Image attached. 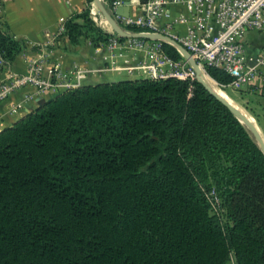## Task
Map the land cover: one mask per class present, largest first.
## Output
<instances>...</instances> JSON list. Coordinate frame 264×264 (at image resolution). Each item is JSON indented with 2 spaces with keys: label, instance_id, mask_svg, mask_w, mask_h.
<instances>
[{
  "label": "trees",
  "instance_id": "trees-1",
  "mask_svg": "<svg viewBox=\"0 0 264 264\" xmlns=\"http://www.w3.org/2000/svg\"><path fill=\"white\" fill-rule=\"evenodd\" d=\"M64 28L74 45L109 38L89 8ZM25 49L0 13L4 66ZM205 71L218 84L232 79ZM231 260L264 264V153L201 82L119 78L67 88L0 130V264Z\"/></svg>",
  "mask_w": 264,
  "mask_h": 264
},
{
  "label": "built area",
  "instance_id": "built-area-1",
  "mask_svg": "<svg viewBox=\"0 0 264 264\" xmlns=\"http://www.w3.org/2000/svg\"><path fill=\"white\" fill-rule=\"evenodd\" d=\"M104 3L109 14L125 32L167 35L191 54L205 76L209 77L205 66H212L232 77L228 84L220 86L232 85L237 89L264 94V43L259 47L251 43L253 33L264 39V0H130L128 15L116 11L124 5V0ZM172 6H178L181 10L173 12ZM89 10L95 17L103 16L93 1ZM131 27L141 30L133 31ZM64 30L61 24L43 46L56 47L57 37L62 36ZM161 43L160 40L112 35L104 44L106 56L112 63L103 69H88L74 64V69L66 72L59 60L50 65L31 61L23 75L7 73L11 83L2 87L0 98L25 83H30L36 90L79 87L86 73L102 70L123 71L130 76L153 80L168 77L196 80V73L187 60L183 57L172 59L163 52ZM117 58L121 59V64H117ZM2 63L0 57V65ZM54 75L63 81L51 83L48 79ZM67 75L73 76V82L63 78ZM32 97L33 94H28L24 100ZM24 100L14 103L12 111L22 107ZM209 195L214 204L218 203L213 191Z\"/></svg>",
  "mask_w": 264,
  "mask_h": 264
},
{
  "label": "crops",
  "instance_id": "crops-1",
  "mask_svg": "<svg viewBox=\"0 0 264 264\" xmlns=\"http://www.w3.org/2000/svg\"><path fill=\"white\" fill-rule=\"evenodd\" d=\"M91 5L92 1L88 0H1L0 13L7 24L9 32L28 46L11 63L0 70V76L8 72L23 75L26 72L28 60L39 57L41 51H43V44L46 39L56 33L58 27L61 24L64 25L68 18L82 12L85 8L90 9ZM180 10V7L172 6L173 12H179ZM252 39L261 40L256 33L252 34ZM52 50L54 58L60 59L62 67L66 69L72 67L75 63L92 69L102 68L105 65L100 47H96L86 40L73 45L62 35L58 38L56 48ZM96 75L88 72L84 83H95ZM24 89L23 87L15 88L12 98L22 94ZM49 96L44 94L38 99L45 100ZM38 105L39 103L34 102L26 105L25 111L18 115L4 116L3 113L8 106V100L1 102L0 130L22 118Z\"/></svg>",
  "mask_w": 264,
  "mask_h": 264
},
{
  "label": "rangeland",
  "instance_id": "rangeland-1",
  "mask_svg": "<svg viewBox=\"0 0 264 264\" xmlns=\"http://www.w3.org/2000/svg\"><path fill=\"white\" fill-rule=\"evenodd\" d=\"M93 1V0H92ZM103 5L105 6V8L107 9V5L106 3H104V1H102ZM93 4H95V2L93 1ZM91 14V13H90ZM2 16V15H1ZM91 19L94 22L95 25H98L103 31H105L108 36H112V35H118L117 33H115L112 28L110 27L109 23L105 20L104 16H93L91 15ZM60 37H57V39ZM88 41L90 42L88 39L85 38H81L80 42L82 41ZM58 42V40H57ZM251 43L252 46L254 47H259L260 45H263L264 43V39L263 40H258V39H252L251 38ZM92 44V43H91ZM26 47L28 46V44H26ZM74 45V44H73ZM76 45V44H75ZM101 48V52H102V58L105 61V65L102 68H98V69H103L106 66H108L111 62L110 58H108L106 56V50L104 48V44L98 46ZM56 47H51V46H44L43 51H41V54L39 55V57L36 58H30L27 62V65L29 64V62L37 60V61H41L42 64L44 65H50L52 63H54L56 60H59L57 57L54 58V53L53 50ZM117 64H121V59L117 58L116 60ZM61 63V62H60ZM77 66H80L79 63H75ZM62 65V64H61ZM74 66V64H73ZM68 67L67 69L65 67H63V70H65L66 72H68L69 70H73L74 67ZM83 66V65H82ZM5 67L4 66V61L3 63L0 65V70H2V68ZM88 69H92L90 67H85ZM90 73H95L97 74V78H95V83L97 82H101V81H105V80H115V79H119V78H138L135 76H130L128 74H126L125 72H119V71H115V70H109V71H93ZM88 73H86L87 75ZM18 75V74H17ZM65 80L67 81H72L73 82V76L71 75H67L65 77H63ZM114 78V79H113ZM86 79L83 78V80L81 81L79 86L84 85V80ZM51 83L54 82H61L63 80H61V78L57 77L56 75H54L53 77H50L48 79ZM10 80L7 78V73L0 76V90L2 89V87L4 85L10 84ZM210 83V82H208ZM216 85L221 88L223 91H219L220 94L222 95L223 98H226V100L231 101L232 104L235 103V105L241 109V111L246 115V117L256 126L257 130L259 131L262 139L264 140V101L263 99L260 97V94L253 91V90H241V89H237L232 85H225L224 87L220 86L219 84L216 83ZM213 86V85H212ZM19 87H23L25 88L24 91L22 92V94H20L19 96H15L14 98H12L13 96V92L15 90V88L18 87H14L9 94H7L6 96L0 98V103L3 101H7L8 100V106L4 111V116H15L18 115L19 113H21L22 111H25V107L26 105L32 104L34 102H37L40 104L44 103L45 100H47L48 98H50L52 95L67 89L68 87L66 86H61V87H46L43 88L41 90H36V88L31 85L30 83H25L23 85H20ZM38 89V88H37ZM37 91V92H35ZM28 94H33L32 98L27 99L26 101L24 100V97ZM44 94H48L50 95L48 98H45V100L43 101L42 99H38V97L43 96ZM226 95V97H225ZM228 98V99H227ZM25 101L23 106L20 107L17 111H12V106L14 103L17 102H21V101ZM43 101V102H42ZM229 264H234L233 260H231L229 262Z\"/></svg>",
  "mask_w": 264,
  "mask_h": 264
},
{
  "label": "water",
  "instance_id": "water-1",
  "mask_svg": "<svg viewBox=\"0 0 264 264\" xmlns=\"http://www.w3.org/2000/svg\"><path fill=\"white\" fill-rule=\"evenodd\" d=\"M97 7L99 8L100 12L104 16L105 20L109 23L112 30L117 33L119 36L122 37H136V38H144V39H151V40H160L162 42L168 43L172 45L179 54L187 60V62L193 67L196 73V80L201 82L213 95H215L221 102H223L232 112L233 114L245 125V127L249 130L252 134L255 142L259 146V148L264 153V140L262 139L259 131L257 130L256 126L246 117V115L238 108L236 105L232 104L225 98L219 96L206 82L204 78V73L202 72L200 66L196 62V60L191 56V54L177 41L172 39L171 37L160 34V33H149V32H125L120 28L117 22L113 19V17L109 14L105 6L103 5L101 0H93ZM129 1L124 0V5L117 8V12L119 14L128 15L129 12ZM211 78V77H210ZM213 80V79H212Z\"/></svg>",
  "mask_w": 264,
  "mask_h": 264
},
{
  "label": "bare ground",
  "instance_id": "bare-ground-1",
  "mask_svg": "<svg viewBox=\"0 0 264 264\" xmlns=\"http://www.w3.org/2000/svg\"><path fill=\"white\" fill-rule=\"evenodd\" d=\"M204 78H205V80H206V82H209L208 80H210V81H212L210 78H208L207 76H204ZM212 83H214L213 81H212ZM212 83H208L210 86H211V88L219 95V96H221L222 97V95L220 94V92H219V90H217L214 86H212ZM215 84V83H214ZM225 97H226V95H225ZM226 99V98H225ZM228 99V98H227ZM229 102H231V101H229Z\"/></svg>",
  "mask_w": 264,
  "mask_h": 264
}]
</instances>
